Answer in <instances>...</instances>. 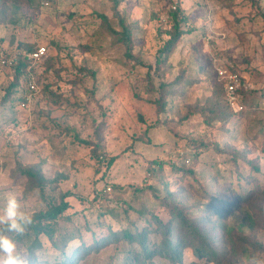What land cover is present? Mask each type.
Listing matches in <instances>:
<instances>
[{
  "label": "rangeland",
  "instance_id": "1",
  "mask_svg": "<svg viewBox=\"0 0 264 264\" xmlns=\"http://www.w3.org/2000/svg\"><path fill=\"white\" fill-rule=\"evenodd\" d=\"M173 5L189 23L164 61L173 26L160 17ZM0 44L45 45L49 54L30 110L19 106V90L5 97L12 71L0 75V209L15 195L33 217L71 193V208L53 223L58 247L44 235L28 246L0 224L14 254L30 264L264 260V0H0ZM221 65L253 92L237 114L220 87ZM102 154L115 158L111 167ZM154 161L162 165L155 174ZM216 199L237 208L227 245L225 230L206 223L218 251L227 250L220 260L197 251L163 206L197 200L205 209ZM170 239L178 246L167 255L161 244Z\"/></svg>",
  "mask_w": 264,
  "mask_h": 264
},
{
  "label": "trees",
  "instance_id": "2",
  "mask_svg": "<svg viewBox=\"0 0 264 264\" xmlns=\"http://www.w3.org/2000/svg\"><path fill=\"white\" fill-rule=\"evenodd\" d=\"M118 13H119L118 17L120 18V26L122 27V30L120 32L121 38L126 43V54L128 56H131L132 55L131 52L132 36L130 31L131 26L129 27V23H125L124 21L125 17L122 14V11L119 10V7H118ZM184 13L185 12L182 9H180L178 6L176 9H170L168 12L170 22L173 26V32L169 31V34H171L170 38L165 42L163 47L160 48L159 50L160 53L165 54L164 61H166L169 58V56L175 52V49L178 46V42L180 41V38L183 34L182 28L183 26L189 23L187 21V16ZM38 46L39 45L33 47L27 46L26 48L23 49V47L18 45V48L22 50V52L29 53L35 50ZM48 59H49V54L46 57V59L42 62V64L46 63ZM28 63L29 62L27 60V56H25V54L24 55L22 54L18 63L13 68L10 69L12 71L13 76L10 82L7 83V87H6L7 91L5 97H8L11 94L13 95V93L17 92L18 89L22 87L24 74L27 69ZM147 67L149 69H152L151 65H147ZM219 83H220V87L223 90V93L225 94L223 82L220 79H219ZM252 93H253L252 90H247V89H242L240 91L242 102L246 104L247 107L249 105V99ZM16 100L18 101V98H16ZM226 105L231 114L234 113L237 114L229 106L227 101H226ZM100 159H101L100 161L102 160L105 161L107 168L111 167V165L115 161V158L112 157L107 159L103 154ZM154 164L157 167L156 168L151 167V171L153 172V174L158 173L162 168L161 162L154 161ZM29 174L31 177L36 178L38 183L43 182L42 178L39 175H37L35 172H29ZM192 186L194 188H197L194 184H192ZM200 191L201 190L197 188V192L200 193ZM182 192L185 193V191ZM70 194H71L70 192H66L62 194L57 203L51 204L46 210L41 211L38 214L34 215L32 217V223L26 226L23 234H18L15 231H9L12 235V238L18 242H25V244H28V246L30 245L32 246L35 243V241L40 242V237L44 235L45 237L50 239L54 243V245L58 247V242L54 240L55 228L53 223L55 224V221L58 220V218L61 217L69 208H71V203L67 200V197H69ZM107 194L109 193L103 194V196H101V191L97 193L95 200L99 207L105 205L107 201L106 197L108 196ZM203 195L204 194L202 193V196ZM182 196L188 198L189 200L188 195L183 194ZM209 201H208L209 205L207 204L208 208L205 209H201L200 205L202 204V202L197 200H194L193 203L190 205H186L183 203H175V202H171V204H169L167 202H164L163 206H165L164 208L165 210H167V213L169 210L171 217L173 219H176L177 222H179V225L182 229L189 231V234L191 232L195 236L194 239V237L191 234L190 237L188 234H185L186 236H188V239L190 240L189 243H193L197 251L203 252L206 255H211V257L220 260L222 256L227 257L228 255L227 250L226 248H223L221 252L218 251V248L216 247L217 240L215 238L213 239L211 238L209 233V228L207 227L206 223L218 227L219 229L225 230L223 243L224 245H227V242L229 243L228 241L230 237L229 233L232 232L231 228H229V225L227 223V217L229 221L230 217H232V214L235 213L237 208L236 206H232L231 204L232 202L228 201L227 199H224L223 202L217 199L215 201H211V202ZM189 206H195L194 211L197 214L192 210H189ZM203 212L208 213V218L200 214ZM3 229H7V225H5ZM226 234H228L229 237ZM62 236H65V234ZM177 246H178V241H173V239H170L164 241L161 244V249L165 254L171 255L175 253V251L177 250ZM234 247L236 249L239 248L236 247L235 245ZM62 252H64V249L62 250ZM228 252L230 253V251ZM27 260H31V259H27ZM68 260L70 261V259ZM68 260H65V262L63 263L68 264L69 263Z\"/></svg>",
  "mask_w": 264,
  "mask_h": 264
},
{
  "label": "built area",
  "instance_id": "3",
  "mask_svg": "<svg viewBox=\"0 0 264 264\" xmlns=\"http://www.w3.org/2000/svg\"><path fill=\"white\" fill-rule=\"evenodd\" d=\"M172 8L176 9L177 5H173ZM160 19L166 23L170 20L168 15H162ZM22 54L27 56L29 63L24 74L22 88L18 89L22 95L18 97L17 102L21 108L30 110L34 105L35 98L41 94L38 67L48 56V48L42 45L29 53H25L19 48L6 47L0 44V75L5 69L13 68ZM216 73L223 82L227 103L235 112H242L245 106L242 104L240 91L248 88L245 80L235 70L224 67V65L217 66ZM111 189V186H107L101 192V196L110 193Z\"/></svg>",
  "mask_w": 264,
  "mask_h": 264
},
{
  "label": "clouds",
  "instance_id": "4",
  "mask_svg": "<svg viewBox=\"0 0 264 264\" xmlns=\"http://www.w3.org/2000/svg\"><path fill=\"white\" fill-rule=\"evenodd\" d=\"M32 223V217L21 211V204L15 195L9 196L6 205L0 209V224L7 225L8 231L23 234L26 226ZM15 243L6 235L0 234V264H30L29 260L14 254ZM251 264H264V260L256 257L250 259Z\"/></svg>",
  "mask_w": 264,
  "mask_h": 264
},
{
  "label": "crops",
  "instance_id": "5",
  "mask_svg": "<svg viewBox=\"0 0 264 264\" xmlns=\"http://www.w3.org/2000/svg\"><path fill=\"white\" fill-rule=\"evenodd\" d=\"M127 4V3H126ZM124 5L122 6V7H119V9L121 10V11H124ZM124 13V12H123Z\"/></svg>",
  "mask_w": 264,
  "mask_h": 264
}]
</instances>
